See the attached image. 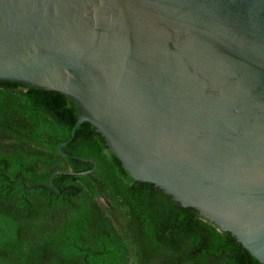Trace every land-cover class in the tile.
I'll return each instance as SVG.
<instances>
[{"label": "water", "instance_id": "obj_1", "mask_svg": "<svg viewBox=\"0 0 264 264\" xmlns=\"http://www.w3.org/2000/svg\"><path fill=\"white\" fill-rule=\"evenodd\" d=\"M0 79L73 99L71 138L264 264V0H0Z\"/></svg>", "mask_w": 264, "mask_h": 264}, {"label": "trees", "instance_id": "obj_2", "mask_svg": "<svg viewBox=\"0 0 264 264\" xmlns=\"http://www.w3.org/2000/svg\"><path fill=\"white\" fill-rule=\"evenodd\" d=\"M78 114L57 91L0 79V264H262L134 180L89 122L71 138ZM83 158L96 168L78 173L93 167Z\"/></svg>", "mask_w": 264, "mask_h": 264}, {"label": "flooded vegetation", "instance_id": "obj_3", "mask_svg": "<svg viewBox=\"0 0 264 264\" xmlns=\"http://www.w3.org/2000/svg\"><path fill=\"white\" fill-rule=\"evenodd\" d=\"M72 100H73V99H72ZM73 102H74V100H73ZM74 105H75L76 108L79 110V107L77 106L76 102H74ZM79 112H80V110H79Z\"/></svg>", "mask_w": 264, "mask_h": 264}]
</instances>
